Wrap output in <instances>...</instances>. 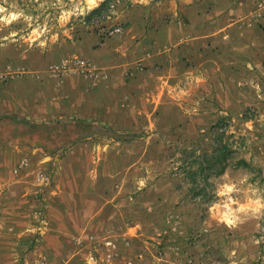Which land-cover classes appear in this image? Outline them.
<instances>
[{
  "label": "rangeland",
  "instance_id": "obj_1",
  "mask_svg": "<svg viewBox=\"0 0 264 264\" xmlns=\"http://www.w3.org/2000/svg\"><path fill=\"white\" fill-rule=\"evenodd\" d=\"M260 1L0 0V92L15 93L17 105L33 110H52L56 101L62 109L43 128L20 107L1 120L0 152H22L9 173L45 183L54 177L53 164L33 165L30 146L16 142L33 123L35 145L43 137L54 146L60 125L59 153L43 147V156L60 157L62 185L98 197V239L73 245L82 259L62 264H264V186L230 170L215 182L219 199L205 205L174 174L180 150L211 149L212 128L222 119L245 137L242 156L264 169V11L252 30H243L247 21L229 27ZM103 3V13L91 16ZM189 7L204 19L195 21L192 54L183 42L170 44L184 62L168 71L120 69L131 30H165L160 40L171 43L175 31L187 29ZM204 25L213 35L208 47L196 37ZM116 27L122 31L112 34ZM227 27V35L216 34ZM74 59L88 63L85 73L62 67ZM8 192L0 181V196ZM35 221L44 224L45 207ZM41 238L31 244L30 264H46Z\"/></svg>",
  "mask_w": 264,
  "mask_h": 264
},
{
  "label": "crops",
  "instance_id": "obj_2",
  "mask_svg": "<svg viewBox=\"0 0 264 264\" xmlns=\"http://www.w3.org/2000/svg\"><path fill=\"white\" fill-rule=\"evenodd\" d=\"M97 5L98 3H96ZM188 9L191 11V14H188L186 21H184L187 29L175 31L172 37L168 38L176 39L171 41V43L160 40L162 37H167L169 32L165 30H131L130 35L134 38V41H131L132 43L127 49L128 54L124 55V60L122 59L121 64L123 66H119L120 69L126 72L131 68H137L138 72H140L145 67L156 69V66L163 65L164 70L168 71L175 68V65H179L180 61L184 62L183 58H179L182 50H178V53L177 50H174L173 47L175 46L173 45L183 42L184 52L192 54V46L194 44L192 30L198 26V24H195V21L199 20V18L202 20L203 17L198 12L193 15L192 7ZM262 14L259 13V8L257 10L255 8V11H250L246 16L243 15V18H238L236 23L229 27L234 28L237 25L240 28V25L247 21L249 23L244 27L246 29L243 30H252L256 27L253 23L258 21L259 17L262 18ZM227 29L228 27L225 29L220 28L216 34H219V37L223 33L227 35L229 33ZM223 30L224 32H222ZM240 35L246 36L243 33H240ZM209 36L213 35H210L208 25L201 26L199 34L196 35V37L201 39V43L205 47H208L210 41L213 40ZM251 39L250 41H252ZM170 44L173 45L170 46ZM105 61H112V57L109 55V59H105ZM111 68L113 67L107 68L108 71H111ZM111 74L112 71L110 72V78ZM9 90H11L10 87ZM7 94L0 92V116H3L2 119L0 118V122L8 118L10 113H19L17 110L20 107L23 108V112L20 113H24L26 116L30 115V119L37 121L35 123L43 128L44 125L42 124H45L49 117L52 119L59 118L62 112L59 101H56L55 105L53 103L52 110L46 108L45 111H39L33 110L32 104L26 106L17 105L16 94L13 92L11 93L12 95L7 96ZM20 96L22 95L18 97ZM48 104L47 101L46 107H48ZM67 115L69 116V114ZM7 122L5 121V123ZM29 126L31 129L28 136L21 138L16 143H22L27 147L30 146L29 148L32 153H29V155H31L30 160L33 165L53 164L56 172L55 176L47 183L32 179L33 176H29L28 173L19 176V178L13 177L7 167L17 164L18 160L21 159L22 152L19 149L15 150L13 148H5V151L0 152V181L5 182L9 188L6 197L0 196V264L32 263L34 256L31 251V244L39 234L38 226L42 229V238L38 250L44 255L46 264H62L65 261H70L71 263L77 262L76 260H81L82 258L72 255L71 250L73 245L79 243V241H83L82 244L91 245L94 240L98 239L101 229L96 222L98 218L97 214H99L97 194L89 195L82 193L81 190L77 193L74 190H70L74 188L72 185H62V180H60V157H56L54 161L53 157L56 153H51L48 157L43 156L48 154H44L45 147L59 153L60 125H58L55 131V134H58L57 144L48 146L42 137L39 141L41 147L35 145L38 143V137L36 136V132L34 134L32 128L34 124L31 123ZM1 130L0 127V132ZM15 141L16 138H14ZM1 147L2 142L0 137V150ZM39 199L40 203L37 202ZM44 207L46 221H44V224L39 225L35 221L36 211Z\"/></svg>",
  "mask_w": 264,
  "mask_h": 264
},
{
  "label": "trees",
  "instance_id": "obj_3",
  "mask_svg": "<svg viewBox=\"0 0 264 264\" xmlns=\"http://www.w3.org/2000/svg\"><path fill=\"white\" fill-rule=\"evenodd\" d=\"M106 6L107 4L103 3L92 11L91 16L101 15ZM229 123V120L222 119L212 128L215 130V136L210 150L199 152L195 149H183L178 153L180 165L174 174L176 177L183 176L189 185L190 198L205 205H211L219 199L215 182L227 175L230 170L250 173L251 182L258 181L264 186V169L242 156L245 137H238L232 133ZM127 140L129 139L115 141Z\"/></svg>",
  "mask_w": 264,
  "mask_h": 264
},
{
  "label": "built area",
  "instance_id": "obj_4",
  "mask_svg": "<svg viewBox=\"0 0 264 264\" xmlns=\"http://www.w3.org/2000/svg\"><path fill=\"white\" fill-rule=\"evenodd\" d=\"M111 8L114 7V5H110ZM258 8L260 11H264V0H261L258 3ZM110 19L111 17H104V19ZM122 31V29L120 27H116L115 30L112 32V34L115 33H120ZM63 68H74L76 70V72H82L85 73L88 69V63L84 60L81 59H74L72 61H66L62 64ZM44 180H46V183L49 181V178H44ZM42 229L40 227H38V233L41 234ZM44 261H41L39 264H44Z\"/></svg>",
  "mask_w": 264,
  "mask_h": 264
}]
</instances>
